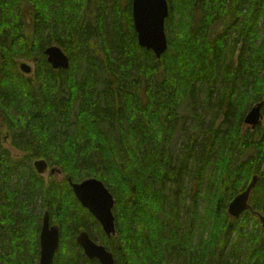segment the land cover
<instances>
[{"label":"trees","instance_id":"16d2710c","mask_svg":"<svg viewBox=\"0 0 264 264\" xmlns=\"http://www.w3.org/2000/svg\"><path fill=\"white\" fill-rule=\"evenodd\" d=\"M120 1L112 0L110 24L96 17L93 37L88 0H0V264L38 263L45 211L59 228L52 264H99L76 242L82 230L91 235L96 219L68 178H97L115 198L116 234L98 226L114 264H165L168 257L188 264L189 256L191 264H232L224 259L232 237L229 258L264 264L255 214L264 215V0H168L160 58L138 44L132 0ZM107 25L105 41L99 36ZM52 42L68 55L67 69L47 62ZM20 58L38 61L35 75L21 72ZM202 83L211 118L175 155L179 110ZM259 102L263 123L243 130ZM6 134L22 158L2 147ZM34 159L62 177L37 173L28 163ZM253 175L252 209L232 218L227 204ZM199 199L206 212L204 205L197 212ZM190 220L201 229L198 249Z\"/></svg>","mask_w":264,"mask_h":264},{"label":"water","instance_id":"95a60500","mask_svg":"<svg viewBox=\"0 0 264 264\" xmlns=\"http://www.w3.org/2000/svg\"><path fill=\"white\" fill-rule=\"evenodd\" d=\"M169 8L167 0H132V19L137 34L138 44L151 50L156 58L167 49V37L164 30L165 19ZM46 60L53 69H67L69 57L58 45H49L44 49ZM20 70L28 74L32 67L26 62L19 63ZM262 103L251 107L244 117V123L254 129L262 120ZM33 166L37 173L45 174L48 164L44 159H36ZM60 173L56 168H50V173ZM73 193L83 207L100 223L107 236L115 235L116 227L112 209L115 199L104 183L97 178H87L81 181H72L68 178ZM258 181V175H253L248 186L235 195L227 206L228 214L238 217L244 210H251L249 197L253 187ZM264 231V215L255 212ZM77 244L82 248L88 259H97L100 264H114V257L105 245L96 243L86 230L80 231L76 236ZM59 245V228L50 224L47 211L42 216L39 233V261L38 264H52L54 254Z\"/></svg>","mask_w":264,"mask_h":264},{"label":"rangeland","instance_id":"374dc122","mask_svg":"<svg viewBox=\"0 0 264 264\" xmlns=\"http://www.w3.org/2000/svg\"><path fill=\"white\" fill-rule=\"evenodd\" d=\"M118 1H120V0H118ZM122 2H123V0H122ZM111 4H112V0H88L87 8L85 9V13L87 15L89 14L88 18H89V21H90V28H91L90 29L91 30L90 34H92L93 37H95V35L93 34L94 32H93L92 29L96 25L95 20H96V17H98V15H99L100 19H103L104 21H106V24H110L111 15H110V13L108 15V12H109V7L111 6ZM218 27H219V25L215 26V29H217ZM109 29H110V25H107V29H106L107 32L102 29L103 31H101L99 39L101 38V39L106 41V39L108 38V35H110L108 33ZM45 31H44V33H45ZM43 35H45V34L42 33L41 36H43ZM49 44H51V45L52 44H56L57 45V43H55V42H52V43H49ZM49 44H47V45H49ZM232 61H233V64L236 63L235 59H233ZM18 62L19 63L20 62H26L27 64H29L32 67L31 73L25 74L26 76L29 77V76L35 75V71L37 69V65L39 64L37 60L36 61H32V60H27V59H24V58H20L18 60ZM206 90H207V86H206L205 83L197 85V90H196V92L194 94L193 103L191 105L185 103L179 110V114L183 117L184 123L182 124L183 126H182V128L180 130L179 129L176 130V133L174 134V138L172 139L171 144H170L171 150H172L173 154H175V155H179V154L182 153V147L190 142V137L194 136L197 133V131H199L200 134H201V131L206 128V126H207V124H208V122H209V120L211 118V112H210L211 106H208V105H206L204 103ZM214 96H215V94H214ZM214 101H215V99L213 98L211 100V102L213 103ZM242 111H243L242 109L239 110V114ZM262 123H263V119L261 120L260 124H262ZM246 127L250 128V125H247V124L243 123L242 124V129L245 130ZM200 137L201 136H199L198 138L200 139ZM1 144H2L3 148H6V149H8L10 151L11 158H15V159L22 158L21 157L22 153L20 152V150L17 147H15L13 145L10 136H7V138H5L3 141H1ZM33 161L34 160H31L28 163L32 165ZM188 170H189V168H188ZM47 173H48V171L44 174V176H46ZM53 176H55L56 178H60V177H62V174L55 173ZM188 184L190 186V183H188ZM15 185H16V175L14 174V176L12 177V180L10 181L9 186L12 189H15V187H16ZM190 189L191 190L192 189L195 190L196 187L193 186V187H190ZM190 205H192V202H191V199H188V200H186V202L183 204V207H182L183 214H181L182 217H180V221L183 222L182 223L183 228L185 227V222L183 220L184 217H185L184 216V214H185L184 210H186L185 208H187ZM203 205H204V211L206 212V202L203 199L202 200L199 199V201L197 203V212L198 213H200L203 210ZM191 208H192V206H191ZM33 213L34 214H39L40 213V207L38 205L33 207ZM188 216H190V214ZM189 224L193 225V227H192V229H193V245H194V247L196 249H198L197 246L200 243L201 229L198 226V224H193V222H191V220H190ZM88 225H89L88 231L91 234L90 236L93 237V238L92 237L91 238L96 243L103 244L102 243V239H101V234H100V231H99V228H98L100 223L98 221L89 222ZM40 228H41V226H40ZM3 230H0V233L3 232ZM167 231H168V229H165L166 233L169 232V231L168 232ZM204 236H206V234H204ZM0 237H1V234H0ZM239 241L241 242V246L243 247L245 238L244 239L243 238H239L237 242H239ZM230 242L231 243L235 242L233 237L231 238ZM1 243L2 242H0V244ZM231 243H230V245L227 246L226 255H225L224 259H228L229 263L239 264L240 261L243 260V256L242 255H240L238 258H229L228 257V254L230 252ZM165 248L168 250V244L165 245ZM168 254H169L168 251H166L165 255L167 256ZM84 257H86V256L84 255ZM193 259H194L193 256H189L188 257V264ZM38 261H39V259H38ZM35 263H36V261H35ZM181 263H183L181 261V259H178L176 257H173V258L171 257V259H170V257H168L167 261H165V264H181ZM253 263H255L254 260H253Z\"/></svg>","mask_w":264,"mask_h":264},{"label":"bare ground","instance_id":"6f19581e","mask_svg":"<svg viewBox=\"0 0 264 264\" xmlns=\"http://www.w3.org/2000/svg\"><path fill=\"white\" fill-rule=\"evenodd\" d=\"M254 106V105H253ZM248 186V185H247Z\"/></svg>","mask_w":264,"mask_h":264},{"label":"flooded vegetation","instance_id":"af4514ba","mask_svg":"<svg viewBox=\"0 0 264 264\" xmlns=\"http://www.w3.org/2000/svg\"><path fill=\"white\" fill-rule=\"evenodd\" d=\"M3 140H4V138H3Z\"/></svg>","mask_w":264,"mask_h":264}]
</instances>
